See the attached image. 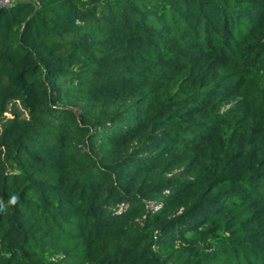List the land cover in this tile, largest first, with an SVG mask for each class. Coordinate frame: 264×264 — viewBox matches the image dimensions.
Masks as SVG:
<instances>
[{
    "label": "trees",
    "instance_id": "1",
    "mask_svg": "<svg viewBox=\"0 0 264 264\" xmlns=\"http://www.w3.org/2000/svg\"><path fill=\"white\" fill-rule=\"evenodd\" d=\"M0 264H264V0L0 6Z\"/></svg>",
    "mask_w": 264,
    "mask_h": 264
},
{
    "label": "built area",
    "instance_id": "2",
    "mask_svg": "<svg viewBox=\"0 0 264 264\" xmlns=\"http://www.w3.org/2000/svg\"><path fill=\"white\" fill-rule=\"evenodd\" d=\"M19 0H0V6H12L14 4H16V2H18Z\"/></svg>",
    "mask_w": 264,
    "mask_h": 264
},
{
    "label": "clouds",
    "instance_id": "3",
    "mask_svg": "<svg viewBox=\"0 0 264 264\" xmlns=\"http://www.w3.org/2000/svg\"><path fill=\"white\" fill-rule=\"evenodd\" d=\"M18 200H19V197L13 195V196L10 197V199H9V201H8V204H9L10 206H15V205L18 203Z\"/></svg>",
    "mask_w": 264,
    "mask_h": 264
},
{
    "label": "rangeland",
    "instance_id": "4",
    "mask_svg": "<svg viewBox=\"0 0 264 264\" xmlns=\"http://www.w3.org/2000/svg\"><path fill=\"white\" fill-rule=\"evenodd\" d=\"M74 110L77 111V112L80 111V109L77 108V107H74ZM147 203H148V206H149V204H150V207H153L154 209H156V208L160 205L159 203H156V202H154V201H148ZM155 203H156V204H155Z\"/></svg>",
    "mask_w": 264,
    "mask_h": 264
}]
</instances>
